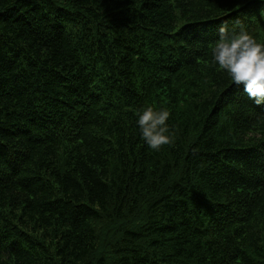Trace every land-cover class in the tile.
Listing matches in <instances>:
<instances>
[{
  "label": "trees",
  "instance_id": "trees-1",
  "mask_svg": "<svg viewBox=\"0 0 264 264\" xmlns=\"http://www.w3.org/2000/svg\"><path fill=\"white\" fill-rule=\"evenodd\" d=\"M225 22L264 43V0H0V264H264V105L211 66Z\"/></svg>",
  "mask_w": 264,
  "mask_h": 264
},
{
  "label": "clouds",
  "instance_id": "clouds-1",
  "mask_svg": "<svg viewBox=\"0 0 264 264\" xmlns=\"http://www.w3.org/2000/svg\"><path fill=\"white\" fill-rule=\"evenodd\" d=\"M218 38L211 49V66L223 73L231 84L240 87L256 106L264 105V43H259L243 27L229 31L218 26ZM170 111L145 106L135 112L140 138L153 151L171 143L173 132L167 123Z\"/></svg>",
  "mask_w": 264,
  "mask_h": 264
}]
</instances>
